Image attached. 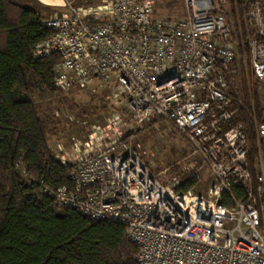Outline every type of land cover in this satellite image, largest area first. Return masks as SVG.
<instances>
[{"label": "built area", "instance_id": "1", "mask_svg": "<svg viewBox=\"0 0 264 264\" xmlns=\"http://www.w3.org/2000/svg\"><path fill=\"white\" fill-rule=\"evenodd\" d=\"M251 1L245 13L255 30L251 67L264 84V0ZM183 3L187 16L179 23L155 19L151 0H107L85 13L70 8L42 20L53 34L32 57L60 56L53 77L58 91L114 81L132 125L153 118L173 124L215 178L207 197L164 184L115 138L119 117L109 120L112 135L98 132L85 150L75 145L71 155H58L72 167L71 186L44 191L62 210L124 226L138 248L137 264H264V121L255 124L256 189L245 126L224 129L236 114L234 98L241 102L229 80L237 60L229 0ZM237 189L245 199L234 195Z\"/></svg>", "mask_w": 264, "mask_h": 264}, {"label": "trees", "instance_id": "2", "mask_svg": "<svg viewBox=\"0 0 264 264\" xmlns=\"http://www.w3.org/2000/svg\"><path fill=\"white\" fill-rule=\"evenodd\" d=\"M251 5V0H229L227 19L237 53L229 80L236 82L240 63L241 102L234 98L236 114L224 129L245 126L256 189L255 124L264 121V92L259 91L251 67L250 41L255 31L244 19ZM52 34L18 0H0V264H137L138 248L126 239L124 226L62 210L55 196L44 191L70 187L72 170L51 150L54 122L43 117L33 102L37 94L58 93L53 77L60 56L32 57L36 45ZM196 186V181L183 180L177 191L188 193ZM233 193L246 198L242 189ZM223 204L229 207V202Z\"/></svg>", "mask_w": 264, "mask_h": 264}, {"label": "rangeland", "instance_id": "3", "mask_svg": "<svg viewBox=\"0 0 264 264\" xmlns=\"http://www.w3.org/2000/svg\"><path fill=\"white\" fill-rule=\"evenodd\" d=\"M151 1L154 18L157 20L179 23L187 16L183 0ZM90 5L92 4L86 7H91ZM228 10L229 6L226 11ZM228 17L230 19L229 14ZM246 24L251 31H255L252 26ZM235 72L237 80L231 83V89L238 91L239 75H242L240 63L236 66ZM259 91L264 92V84H259ZM121 100L122 93L114 81L104 83L99 80L85 88L68 92L58 91L53 96L40 93L33 98L41 115L54 122L55 137L51 139L50 144L55 155L56 144L64 146L63 149H58V153L71 155L73 146L85 150L84 146L89 142V137L98 132L106 131V134L112 135L114 132L107 130L109 120L119 117L121 121L116 129L115 138L136 151L164 184L179 186L183 180L192 181V176L199 174L198 180L195 179L197 186L191 192L197 197H207L209 187L215 183V178L205 169H201L202 160L193 155L186 137L173 124L159 118H153L143 126L135 127ZM126 136H129L127 140Z\"/></svg>", "mask_w": 264, "mask_h": 264}, {"label": "crops", "instance_id": "4", "mask_svg": "<svg viewBox=\"0 0 264 264\" xmlns=\"http://www.w3.org/2000/svg\"><path fill=\"white\" fill-rule=\"evenodd\" d=\"M24 7L31 10L42 20L48 19L54 14H67L70 11V8H75L81 10L82 12L89 11L93 7L102 6L107 0H18ZM91 7H86V5ZM57 155L62 154L58 153V149H63L64 146L61 144H56ZM51 150H53L52 144H50ZM54 151V150H53ZM62 151V150H61ZM64 151V150H63ZM66 151V149H65Z\"/></svg>", "mask_w": 264, "mask_h": 264}]
</instances>
